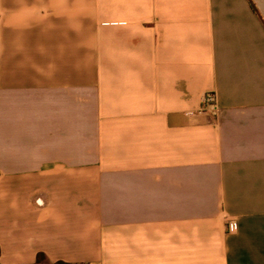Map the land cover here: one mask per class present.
I'll use <instances>...</instances> for the list:
<instances>
[{
  "label": "crops",
  "instance_id": "obj_1",
  "mask_svg": "<svg viewBox=\"0 0 264 264\" xmlns=\"http://www.w3.org/2000/svg\"><path fill=\"white\" fill-rule=\"evenodd\" d=\"M0 248L264 264V0H0Z\"/></svg>",
  "mask_w": 264,
  "mask_h": 264
},
{
  "label": "built area",
  "instance_id": "obj_2",
  "mask_svg": "<svg viewBox=\"0 0 264 264\" xmlns=\"http://www.w3.org/2000/svg\"><path fill=\"white\" fill-rule=\"evenodd\" d=\"M217 98L215 94L209 93L205 96L204 99V108H209L211 106L216 107ZM228 229L230 231H236L238 229V224L233 222L228 224Z\"/></svg>",
  "mask_w": 264,
  "mask_h": 264
},
{
  "label": "trees",
  "instance_id": "obj_3",
  "mask_svg": "<svg viewBox=\"0 0 264 264\" xmlns=\"http://www.w3.org/2000/svg\"><path fill=\"white\" fill-rule=\"evenodd\" d=\"M0 255H1V248H0ZM36 264H69V263H65V262L51 263L45 254H39Z\"/></svg>",
  "mask_w": 264,
  "mask_h": 264
}]
</instances>
